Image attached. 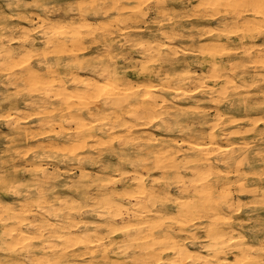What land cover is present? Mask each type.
Returning a JSON list of instances; mask_svg holds the SVG:
<instances>
[{
    "label": "clouds",
    "instance_id": "9594fccd",
    "mask_svg": "<svg viewBox=\"0 0 264 264\" xmlns=\"http://www.w3.org/2000/svg\"><path fill=\"white\" fill-rule=\"evenodd\" d=\"M0 264H264V0H0Z\"/></svg>",
    "mask_w": 264,
    "mask_h": 264
}]
</instances>
